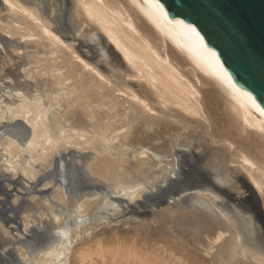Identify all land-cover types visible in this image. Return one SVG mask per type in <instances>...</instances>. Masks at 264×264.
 Segmentation results:
<instances>
[{
    "label": "bare ground",
    "instance_id": "1",
    "mask_svg": "<svg viewBox=\"0 0 264 264\" xmlns=\"http://www.w3.org/2000/svg\"><path fill=\"white\" fill-rule=\"evenodd\" d=\"M0 175L11 264H264V113L160 0H0Z\"/></svg>",
    "mask_w": 264,
    "mask_h": 264
},
{
    "label": "water",
    "instance_id": "2",
    "mask_svg": "<svg viewBox=\"0 0 264 264\" xmlns=\"http://www.w3.org/2000/svg\"><path fill=\"white\" fill-rule=\"evenodd\" d=\"M264 113V0H160Z\"/></svg>",
    "mask_w": 264,
    "mask_h": 264
},
{
    "label": "rangeland",
    "instance_id": "3",
    "mask_svg": "<svg viewBox=\"0 0 264 264\" xmlns=\"http://www.w3.org/2000/svg\"><path fill=\"white\" fill-rule=\"evenodd\" d=\"M216 152H217V149L215 150ZM220 150H218V152L217 153H215V157H214V159H215V161H219L221 158H224V159H226L224 156L225 155H223V152L222 151H220ZM222 153V155H221V157H219V155L218 154H221ZM216 158H217V160H216ZM219 158V159H218ZM226 161V160H225ZM5 177V178H4ZM9 178L8 177H6L5 175H0V188L2 189V193L4 194V197H3V200H4V203L2 202V204L0 205V211L2 210V209H4L5 211H6V209H9V205H8V203H5V202H7L8 200H7V194H9L10 193V190H9V187H8V184H9V181L10 180H8ZM15 182V183H14ZM13 182V186L14 187H16V186H18L17 188H19V187H22V184H21V182H19L18 180H15ZM15 184V185H14ZM0 189V190H1ZM250 192L249 191H246L245 192V194H244V197L246 196V198H247V196L249 197V194ZM151 196H152V194H151ZM231 197V199L233 200H235L236 199V201H238V197L237 196H235V195H231L230 196ZM237 197V198H236ZM151 199H153V198H151ZM167 199V197L165 196L164 198H161V202L162 201H167L166 200ZM155 200H153V202H154ZM8 205V206H7ZM251 207H253V204L251 203ZM264 209H262V211H263ZM257 211V210H256ZM259 212V210L257 211V214L260 216L261 214H260V212ZM262 214H264V212H262ZM12 214H9L8 213V211H7V213H6V215H4L5 216V219H8V218H10V219H13V217L11 216ZM184 218V217H183ZM183 220V223H184V219H182ZM14 224L16 223V221H12ZM239 223V225H237L238 227H239V229H241V232L242 233H244V235H245V233H246V235H247V238H246V240H249L248 238H249V234H248V231H247V226H246V223L245 224H243L242 223V221H238ZM263 223H264V221H263ZM185 224V223H184ZM185 226H187V225H185ZM188 227V226H187ZM186 229H188V228H186ZM185 229V230H186ZM245 232H244V231ZM195 245H197V246H200V245H198V244H195ZM248 245V244H247ZM249 245H251V244H249ZM248 245V246H249ZM202 246V245H201ZM247 246V247H248ZM248 248H252L251 246L250 247H248ZM248 255V254H247ZM3 257H5L4 258V260H3ZM192 259H193V261H192ZM191 259V261H186V262H183V263H181V264H205L204 262H200L199 260H197L195 257L194 258H192ZM196 261H195V260ZM233 260V259H232ZM200 262V263H199ZM0 263L1 264H11L12 263V257L9 255V254H3L1 251H0ZM232 264L233 262L230 260L227 264ZM226 264V263H225Z\"/></svg>",
    "mask_w": 264,
    "mask_h": 264
}]
</instances>
